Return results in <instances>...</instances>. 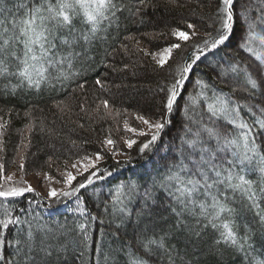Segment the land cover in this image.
Here are the masks:
<instances>
[{
  "label": "snow or ice",
  "instance_id": "6c2138e0",
  "mask_svg": "<svg viewBox=\"0 0 264 264\" xmlns=\"http://www.w3.org/2000/svg\"><path fill=\"white\" fill-rule=\"evenodd\" d=\"M9 3L11 0H0V96L12 97L29 89L38 90L45 84L55 89L57 84L63 86L82 76L87 66L95 60L91 54L93 41L101 31H107V28L117 23L120 18L118 14L123 15L127 8L123 0H17L15 7L22 11V15L13 18L9 24L4 15L10 11ZM166 3L173 7L179 6V0H166ZM139 4L134 15L143 22L141 14L153 6L152 0H139ZM248 12L243 0H219L213 30L193 46L194 50L186 59L176 64L170 74V81L160 88L164 97L157 118L150 120L144 115L135 116L146 126L147 131L130 127L127 121L124 124L126 131L147 138L138 149L144 153L156 147L166 129L175 126V118L179 114L181 119L176 136L167 145L161 143L164 151L172 154L169 158L175 160L178 156L179 163L166 165L167 173L158 181L154 180L150 187L144 188L142 199L145 205L149 201L155 202L154 190L162 189L181 207L180 212L172 209L177 217L185 211L196 215L195 209H199V215L207 221L204 227L211 225L218 233L214 238V243L219 246L218 251L230 249L242 254L248 264H264V232L257 241L251 229L252 221L244 225L246 230L243 235L240 233L241 225L237 223V217L247 211L252 213L253 221L264 227V35L256 31L258 25H264V9L255 19ZM77 21L85 26L83 30L76 29ZM237 24L242 28L239 39ZM186 28L191 30V34L177 28L172 30V35L182 41L197 35L195 24L188 23ZM261 32H264V28H261ZM233 41H236L238 49L236 55L243 51L248 54L246 58L253 59L255 63L234 59L217 75L223 77L231 73L233 79H243L244 86L239 90L248 94L243 102L234 98L238 91L236 87L224 92L222 88L218 90L213 82L197 76L199 65L207 59L208 53L215 54L229 48ZM257 42L259 46H255ZM179 48L180 44L175 43L158 54H145L152 55L163 68L171 59L173 50ZM193 77L196 90L189 93L188 86ZM228 83L231 84L230 81ZM96 84L103 87L99 79ZM78 86L83 88V85ZM101 103L108 108L107 100ZM2 128L4 124L0 123ZM103 143L111 148L116 141L107 138ZM124 143L131 149L137 140L126 139ZM112 155L126 156L131 161V156L123 152L114 151ZM103 158L99 153L94 157H82L86 163L78 174L97 169V161ZM217 160L219 164L215 163ZM79 163L77 161L72 167L76 168ZM2 171L3 165L0 164ZM105 171L108 176L113 175ZM257 173L258 179L249 178L250 174ZM93 177L105 178L95 170L85 177V181L73 186L76 176L67 172L64 180L67 188L59 191L51 188L49 196H75L80 214L87 215L89 223L95 221L97 217L87 214L80 201L81 190L93 184ZM3 181L0 183V198L4 200L34 191L30 185L5 188V183L13 181L11 175L4 176ZM139 189L136 182H128L119 184L111 193L110 204L121 215L118 228L123 227L124 221L132 216L128 206L139 194ZM229 190L232 197L228 195ZM236 193L246 201L241 212L230 206ZM105 212H108L107 207ZM24 223L27 221L14 216L7 206L0 209V264H58L61 255L69 250V244L73 250L81 247L87 250L90 247L92 238L87 223L78 225L82 234L80 239L66 243L59 242V236L44 225L37 230L30 223L27 230L17 227ZM177 223L183 225L182 220ZM12 230L16 231V235L9 239ZM37 231L44 233L39 241ZM50 234L57 243L49 242ZM192 234L199 237L200 232L193 231ZM8 247L12 248L11 260L4 254ZM161 250L168 253L170 258L175 251L166 246L165 236H150L141 232L119 251L127 256L125 264H150V258ZM80 255L83 258L84 252L81 251ZM96 255V264H100L99 247L96 248ZM105 259L107 261L110 258Z\"/></svg>",
  "mask_w": 264,
  "mask_h": 264
},
{
  "label": "trees",
  "instance_id": "16d2710c",
  "mask_svg": "<svg viewBox=\"0 0 264 264\" xmlns=\"http://www.w3.org/2000/svg\"><path fill=\"white\" fill-rule=\"evenodd\" d=\"M123 2L127 8L123 15L118 14V22L107 28V31H101L93 41L91 54L95 60L87 66L82 76L63 86L57 84L55 89L45 84L38 90L29 89L15 97L0 96V123L4 124V128L0 129V164L3 165L0 179L3 172L13 168L24 174H53L78 155L99 153L104 160L97 164V169L89 170L73 183L76 186L85 181V177L95 170L105 177H93V184L81 190L80 194L86 213L97 219L89 223L87 215L80 214L75 196L48 199L35 190L8 200L0 198V209L7 206L14 216L27 221L18 228L27 230L30 223L37 230L44 225L52 229L62 243L80 239L82 234L78 225L89 224L88 231L92 238L90 247L87 250L82 247L73 250L69 244V250L61 255L58 264H96L97 247L101 249L100 264H125L127 256L119 250L127 247L134 235L138 236L141 232L150 236H165L166 246L175 250L171 258L161 250L150 258V264H248L242 254L230 249L217 250L219 246L214 243V238L218 233L211 225L204 227L207 221L199 215L198 208L195 209L196 215L185 211L177 217L176 212H180L181 207L162 189L154 190V203L149 201L145 205L142 199L144 188L150 187L154 180L158 181L167 173L166 165L179 163L178 156L175 160L169 158L172 154L164 151L161 143L167 145L176 136L181 116H176L175 126L166 129L156 147L144 153L138 149L147 138L126 131L124 124L127 121L130 127L140 130L143 124L135 119L136 115H144L150 120L157 118L164 97L160 88L170 81V74L176 64L186 59L194 50L193 46L213 30L219 0H179V6L176 7L168 5L166 0H152L153 6L141 14L143 22L134 15L136 8L140 7L139 0ZM16 3L17 0H11L8 5L10 11L4 14L9 24L13 18L22 15V11L15 7ZM243 3L253 19L258 18L261 9H264V0H243ZM188 23L196 25L195 37L182 41L172 35V30L177 28L191 34V30L186 28ZM84 27L76 22V29L83 30ZM261 28L264 25H258L256 31L264 35ZM241 32L242 28L237 24V39ZM175 43H179L180 48L173 51L171 59L163 68L154 61L152 55L145 54H155ZM255 46H259L258 42ZM237 51L236 41H233L229 48L215 54L208 53L207 59L199 65L197 76L213 82L218 90L222 88L224 92L236 87L238 91L234 98L243 102L248 95L239 90L244 86L243 79H233L231 73L223 77L217 75L234 59L255 63L253 59L246 58L248 54L243 51L236 55ZM98 79L103 87L96 84ZM12 82L15 83V80ZM78 85H83V88ZM194 90L195 77L188 86V92ZM104 100L108 101V108L101 103ZM184 100H187V94ZM107 138L116 141L111 149L103 143ZM126 139H136L137 144L129 149L124 143ZM114 151L126 153L131 156V161L126 156H113ZM215 163L219 164L220 161ZM105 170L113 175L108 176ZM249 178L258 179V173L250 174ZM128 182H136L140 186L139 194L128 206L132 216L124 221L123 227L118 228L121 215L110 204L111 193L119 184ZM228 195L232 197L231 190ZM245 203L241 195L236 193L230 206L241 212ZM61 207H66V211H59ZM105 207L108 212H105ZM173 208L176 212L172 211ZM178 220H182L183 225L177 223ZM247 221H252L254 239L259 241L264 227L252 220L251 212L244 211L237 217L241 235L246 230L244 225ZM193 231H199V237L193 235ZM15 235L16 231L12 230L8 238ZM36 235L39 241L44 233L37 231ZM49 242L57 243L52 234L49 235ZM81 251L84 252L83 258ZM11 253L12 248L5 249L4 254L9 260L12 259ZM106 257L110 259L106 261Z\"/></svg>",
  "mask_w": 264,
  "mask_h": 264
},
{
  "label": "rangeland",
  "instance_id": "374dc122",
  "mask_svg": "<svg viewBox=\"0 0 264 264\" xmlns=\"http://www.w3.org/2000/svg\"><path fill=\"white\" fill-rule=\"evenodd\" d=\"M177 39L179 40L178 37H177ZM163 49L158 50L155 54L160 53ZM175 50L176 49H174L173 51H175ZM155 54H153V55H155ZM157 58H158V56H157ZM154 61H156V60H154ZM142 129L147 131V128L145 125H143ZM108 147H109V149L112 148V147L110 148V146H108ZM94 155L95 154H85V155H81V156L78 155L74 159H72L70 162L68 161L66 166H64L62 169L58 170L57 172H55L53 174L41 173V172L24 174V173H21L19 170H16L14 168L9 170V171L6 170L1 175L0 183H4V181H3L4 176L11 175V176H13V181L5 183L4 184L5 188L10 187V186L30 185L35 191L40 193L42 196H44L48 199H51L52 197L49 196L50 189L56 188L58 191L61 189H66L67 185L64 183V180L66 179L67 172H72V174L74 176H76V180H77L81 175L86 173V172H83L82 174H78V173H81L82 165L84 163H86V161L82 160V157H84V156L94 157ZM115 157H117V158L121 157L122 158L123 156L117 155ZM103 160H104V158L102 160L97 161V164H99ZM77 161H79L80 163L77 165L76 168H73L72 165L75 164ZM89 170H91V169H89ZM49 177H51V179H49ZM76 180H74L73 183ZM59 211L65 212L66 207L59 208ZM59 211H57V212H59Z\"/></svg>",
  "mask_w": 264,
  "mask_h": 264
}]
</instances>
